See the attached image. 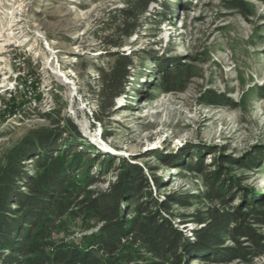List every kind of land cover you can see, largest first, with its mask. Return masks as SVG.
<instances>
[{
  "label": "rangeland",
  "instance_id": "rangeland-1",
  "mask_svg": "<svg viewBox=\"0 0 264 264\" xmlns=\"http://www.w3.org/2000/svg\"><path fill=\"white\" fill-rule=\"evenodd\" d=\"M128 1L0 0V163L31 132L52 129L49 118L61 119L62 142H77L73 153L94 161L98 182L84 186V197L114 184L122 161L140 166L159 201L197 197L170 210L194 244L204 227L197 217L206 218L212 205L225 208L203 198L212 178L231 187L232 207L264 198V0H240V10L230 9L236 0H157L135 35L112 48L121 37L114 29L117 10ZM123 54L131 57L129 82L106 111L102 71H111ZM167 79L175 91L164 93ZM215 100L221 105H212ZM28 171L35 173L30 162ZM80 208L54 220L57 244L84 250L99 234L102 224L77 215ZM232 246L226 240L224 248ZM128 255L133 262L125 261ZM116 258L119 264H264V254L230 263L204 254L159 259L130 239Z\"/></svg>",
  "mask_w": 264,
  "mask_h": 264
},
{
  "label": "trees",
  "instance_id": "trees-1",
  "mask_svg": "<svg viewBox=\"0 0 264 264\" xmlns=\"http://www.w3.org/2000/svg\"><path fill=\"white\" fill-rule=\"evenodd\" d=\"M155 2L129 0L126 7L117 10L120 25L114 29L121 37L119 42H111L112 48L123 47V40L135 35L141 19ZM230 5V9H244L240 0ZM131 66V57L123 54L111 71H102L101 93L103 101L108 102L106 111H111L114 101L124 95ZM168 83L167 79L164 93L175 91ZM212 105H221V102L215 100ZM49 119L54 123L52 129L31 132L9 148L0 163V264H119L123 261L116 254L128 239L134 244H144L156 258L171 256L180 262L183 255L192 254H204L209 260L226 263L246 262L264 254V235L257 233V229L264 230V198L245 199L244 204L232 207L228 200L231 187L216 177L208 183L210 190L203 198L211 203L220 201L225 208L212 205L203 214L206 218L197 217L196 223L204 227L197 231L194 244L186 241L178 230L170 210L172 205H188L197 197L185 200L187 197L170 196L159 201L153 196L149 179L140 166L122 161V172L114 184L104 192H89L84 197L87 193L84 186L98 182L91 175L94 161H88L83 152L73 153L77 142H62L66 133L61 128L63 120ZM95 121H102L97 112ZM67 127L80 137L76 125L67 122ZM29 162L35 170L33 175L28 171ZM100 168L97 169L101 172ZM190 169L197 171L195 167ZM155 183L156 187L160 186L157 179ZM79 198L82 199L76 205L75 199ZM81 206L76 214H84L102 224L99 234L84 250L57 244L51 236L54 220L68 213L75 214L73 207ZM132 213L136 216L128 220ZM226 240L233 241L235 246L224 248ZM181 250L185 254H180ZM124 258L127 262L134 261L130 255Z\"/></svg>",
  "mask_w": 264,
  "mask_h": 264
}]
</instances>
